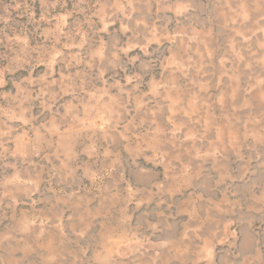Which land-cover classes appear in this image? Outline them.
<instances>
[{"label": "rangeland", "instance_id": "374dc122", "mask_svg": "<svg viewBox=\"0 0 264 264\" xmlns=\"http://www.w3.org/2000/svg\"><path fill=\"white\" fill-rule=\"evenodd\" d=\"M0 264H264V0H0Z\"/></svg>", "mask_w": 264, "mask_h": 264}]
</instances>
